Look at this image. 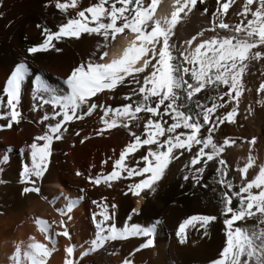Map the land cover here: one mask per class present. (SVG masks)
<instances>
[{
	"label": "snow or ice",
	"instance_id": "6c2138e0",
	"mask_svg": "<svg viewBox=\"0 0 264 264\" xmlns=\"http://www.w3.org/2000/svg\"><path fill=\"white\" fill-rule=\"evenodd\" d=\"M77 2L72 0L69 4L56 0L55 8L65 12L69 7L76 8ZM158 2L96 0L77 11L72 18H67L66 22L59 23L55 31L43 24L36 25L41 29L43 40L27 47L25 52L28 55L49 49L59 52L61 49L55 47V43L62 38L79 40L82 34L96 39V51L66 74L62 81L65 90L58 92L39 78L33 80L31 110L36 112L49 107L36 120L37 124H43V133L33 137L27 145L30 163L23 164L19 173L22 184L20 195H41L39 181L48 169L53 141L62 139V131H67L69 122L82 120L99 107L103 112L100 116L103 128L97 134L121 127L127 131L130 139L113 162L112 171L107 175L97 174L95 178L88 177L90 183L97 186L104 183L111 187L112 181L137 177L126 185L122 194L137 197L139 203L155 192L156 182L161 179L170 161L183 153L189 155L180 169V178L190 181L193 188L197 185L204 189L209 187L202 182V177L211 162L214 166V183L219 185V191L215 187L211 190L222 217L225 239L217 256L210 259L208 264H264V164L259 166L254 177L245 181V174L254 162L253 157L249 156L243 167L238 169L242 183L234 186L232 179L225 178L229 174V167L221 156L225 146L230 145V138L224 137L222 143L213 138V133L222 124L235 122L237 106L236 103L229 105V101H236L244 90L242 75L252 61L264 59V48H257L264 46V0H257L254 10L249 7L254 0H244L236 12L241 21L234 24L224 22L223 16L235 0H215L217 7L210 13L208 30L223 29L227 35L218 34L197 40L201 30L183 42L190 46L183 50L178 49L171 39L173 28L178 19L187 17L197 3L204 4V0H173L170 17L154 15ZM43 6L48 7V3L45 2ZM208 12L207 7L202 9V14ZM249 14L251 18L245 20ZM119 34H123L124 43L121 46L112 45ZM193 41L196 43L193 44ZM110 45L116 49L111 56L108 51ZM28 74L26 62L20 61L7 76L2 86V94L6 97L5 110L0 112V120L6 119L7 123L0 125V128H10L24 119L19 104ZM119 87L128 89L122 96L127 103L105 107L103 103L98 105L92 100L103 90L111 92L119 90ZM222 88L226 90L222 91ZM261 90H264V81L260 82L256 92L260 93ZM256 102L261 103L260 100ZM225 105L229 107L225 109ZM218 109L225 110L218 112ZM254 140L255 137L249 144ZM76 175L81 173L77 172ZM234 187L238 190H234ZM79 191L82 194L84 189ZM233 198L237 201L235 204ZM54 200L55 197L50 202L54 203ZM76 203L75 199H68L65 206L56 210L64 216L71 212ZM91 203L97 209L91 217L94 235L85 242L89 247L80 252V257L103 247L106 242L129 237L144 238L129 256L153 246V232L158 221L147 226L129 223L132 216L139 213V209L131 208L124 225L118 227L111 222L117 208L115 203L109 205L104 198L99 203L96 200ZM68 218L71 219L70 216ZM216 220V215L187 216L175 232L178 243H186L188 230L191 229H203L202 234L206 235L207 229ZM246 220H254L255 223L248 225L244 223ZM35 223L44 234V240L53 247L30 240L23 249V257L27 264H46L55 248L56 236L70 238V233L64 227L63 219L60 221L63 231H53L51 236L50 225L45 220L37 218ZM64 252V264H74V245L69 243ZM20 256L21 248L17 245L9 259L13 264H22ZM122 264L133 262L126 257Z\"/></svg>",
	"mask_w": 264,
	"mask_h": 264
},
{
	"label": "bare ground",
	"instance_id": "6f19581e",
	"mask_svg": "<svg viewBox=\"0 0 264 264\" xmlns=\"http://www.w3.org/2000/svg\"><path fill=\"white\" fill-rule=\"evenodd\" d=\"M45 2L48 3V7L43 6ZM55 2L56 0H0V112L5 110L3 105L6 97L2 94V86L7 76L20 61H25L29 68L19 104L24 119L10 128H0V264H13L9 257L13 255L17 245L21 248L22 264H27L23 257V249L30 240L44 243L49 248L53 247L49 241L44 240V234L35 223L37 218L45 220L50 225V236L53 231H63L60 227L62 219L64 227L70 233V238L56 236L55 248L47 258L46 264H64L66 258L64 249L69 243L74 245L72 257L74 264H122L126 257L133 264H208L210 259L217 256L225 239L222 217L215 206V194L211 190L215 187L219 191V185L214 183V166L209 162L202 177V182L207 183L209 187L204 189L197 185L193 188L180 178L182 176L180 169L186 164L185 157L189 155L183 153L176 160L170 161L161 179L156 182L155 192L145 196L139 203L137 197L122 194L126 185L138 179L137 177L112 181L111 187L104 183L99 186L90 183L88 177L95 178L97 174L107 175L112 171L113 162L130 139L127 131L121 127L106 129L97 134V131L103 128L100 121L103 112L99 107L82 120L69 122L67 131H62V139L53 141L48 169L39 181L41 195L34 193L20 195L22 184L19 182V173L23 164L30 163L27 158L29 151L27 145L32 142L33 137L43 133V124H37L36 120L49 107L38 109L36 112L31 110L33 80L39 78L48 84L49 88L58 92L65 90L62 81L66 74L96 51V39L82 34L79 40L62 38L60 42L55 43V47L61 49L59 52L52 49L31 55L25 52L27 47L43 40L37 24H43L55 31L59 23L66 22L67 18H72L77 11L90 6L96 0H78L76 8L69 7L65 12L56 9ZM60 2L71 4L72 0ZM242 5L239 0H235L223 16L224 22L239 23L241 17L237 16L236 12ZM256 5L257 0H254L253 5L249 7L254 10ZM172 6L173 0H159L154 15L170 17ZM204 7H207L209 12L202 14ZM216 7L215 0H204V4L198 2L187 17H183V13L180 14L183 19H178L171 37L178 49H188L190 46L183 42L201 30L203 31L197 40L208 39L218 34L227 35V31L223 29L212 32L207 30L210 27V13ZM250 18L249 14L245 20ZM123 43V34H119L112 45L121 46ZM195 43L196 41H193V44ZM112 45L108 49L110 56L116 50ZM257 48L261 49L264 46ZM262 81L264 59L252 61L241 77L244 90L240 97L236 101H229V105L236 103L237 106L235 122L231 124L225 122L213 133V138L218 143H222L224 137L230 138V145L225 146L221 156L229 167V174L225 178L232 179L234 186L242 183L238 169L243 167L249 156L253 157L254 162L245 174V181L254 177L259 171V166L264 164V90L256 92ZM127 90L124 87L111 92L103 90L92 97V100L98 105L103 103L105 107H116L127 103L122 99ZM257 100L261 103H257ZM229 105H225V109ZM225 109H218V112ZM6 123V119L0 120V125ZM77 132L78 135L75 134ZM253 137L254 142L249 144ZM146 147L148 146H144ZM77 172L81 175L77 176ZM80 189H84L82 194ZM234 190L238 189L234 187ZM81 195L82 199L79 198ZM141 195L144 196V193ZM54 197V203L50 202ZM101 198L109 205L112 203L117 205L111 222L118 227L124 225L131 208L139 209V213L133 215L129 223L147 226L158 221L153 232V246L140 249L129 256L144 239L129 237L106 242L103 247L80 257V252L89 247L85 242L94 235L91 217L92 212L97 209L91 201L96 200L99 203ZM68 199H75L77 203L70 213L61 216L56 209L65 206ZM236 202L233 198V203ZM193 214L216 215L217 220L211 223L206 235L202 234L203 229L188 230L186 243L181 245L175 232L179 224ZM246 224L254 223L249 221Z\"/></svg>",
	"mask_w": 264,
	"mask_h": 264
},
{
	"label": "rangeland",
	"instance_id": "374dc122",
	"mask_svg": "<svg viewBox=\"0 0 264 264\" xmlns=\"http://www.w3.org/2000/svg\"><path fill=\"white\" fill-rule=\"evenodd\" d=\"M239 2L244 3L243 0H239ZM207 26H208V25H207ZM207 26H206V27H207ZM207 30H208V29H207ZM208 31H209V30H208ZM210 32H212V31H210ZM185 158H186V160H187V156H186ZM186 183H187L188 185H191V182H190V181H186ZM215 201H216V200H215ZM215 206L218 208L216 202H215ZM249 221H252L253 223H255L254 220H246L244 223H247V222H249ZM237 223L239 224L240 222H237Z\"/></svg>",
	"mask_w": 264,
	"mask_h": 264
}]
</instances>
